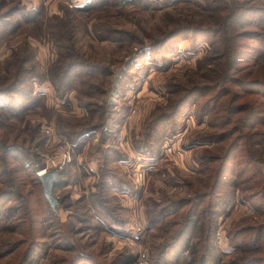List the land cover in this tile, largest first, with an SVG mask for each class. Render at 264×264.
Instances as JSON below:
<instances>
[{
	"label": "rangeland",
	"instance_id": "374dc122",
	"mask_svg": "<svg viewBox=\"0 0 264 264\" xmlns=\"http://www.w3.org/2000/svg\"><path fill=\"white\" fill-rule=\"evenodd\" d=\"M215 19L225 23L221 35L180 36L162 50L149 45L175 24ZM238 30L257 37L234 41ZM242 43L259 48L249 62L260 68L264 0H0V88L8 87L0 90V147L17 148L5 162L0 153V189L11 192L0 207H10L0 215V243L21 237L19 191L36 206L41 184L31 175L54 168L57 204L49 220L36 224L43 243L26 264H61L78 252L99 254L104 264L119 251L133 254L131 264H149V246L169 239L184 215L192 218L187 205L172 201L206 188L216 155L234 134L244 136L252 166L264 169V123L240 126L246 120L239 119L237 130L228 123L227 134L216 135L227 96L219 98L210 84L226 73L212 89L231 85L226 67L238 63L235 48L247 49ZM8 55L29 67L12 87V75L2 79L15 66ZM59 139L70 146L64 161ZM235 153L216 207L213 247L226 252L222 262L248 250L234 249L226 232L261 219L252 200L241 197L249 179L237 172L241 152ZM190 234L193 242L199 232ZM187 257L185 251L179 264ZM7 259L0 256V264Z\"/></svg>",
	"mask_w": 264,
	"mask_h": 264
},
{
	"label": "trees",
	"instance_id": "16d2710c",
	"mask_svg": "<svg viewBox=\"0 0 264 264\" xmlns=\"http://www.w3.org/2000/svg\"><path fill=\"white\" fill-rule=\"evenodd\" d=\"M32 19L33 17L28 19L27 16L25 22H31ZM201 22L202 21L197 20L192 24L171 25L172 27H170L162 37L151 40L149 45L153 46L157 44L156 46H159L161 49L167 44L175 41V39L180 38V36L184 37L189 34H208L215 36L216 34H222V26L225 23L221 20L215 19L212 23ZM253 33L254 31L251 30H238L237 34L233 32V34H236L234 36V41L237 40L238 37L245 38V36H248L246 34H251L249 35L250 38L257 37V35H255L256 33ZM240 44L241 43L238 41L235 43V45ZM242 44L247 48L246 50H238L235 48L234 59L239 58L237 61L238 63L229 61L226 67V70H228L227 76L232 80L231 83H229L231 85L226 88L223 85H220L218 88L212 89L214 86L212 85L213 82H217V79L225 76L226 73H221L210 84L211 89L209 90L218 93L219 98L225 95L227 96L225 100L223 99V101H227V103L223 104L224 102H222L220 105V113L221 116L224 117V120L219 123L221 130L217 132L216 135L227 134L226 124L228 123H230V128L237 130L239 128V125H237L239 119L244 118V120H246V122H242L240 126H244L246 123L250 124L249 122L252 121H255L257 125L264 123V64H262L260 68L256 67L252 70L249 61L252 62L253 59L257 58L255 56H259V48L248 43ZM11 57L12 55H8L6 61H10V65L14 64L15 66L12 71L8 72L9 74H4L2 79L8 78L12 75L9 80L12 87L15 86V83L20 82V72H25L29 67L26 68L24 66V62L26 61L25 58L22 60L20 58L16 61V59L10 60ZM245 57H248L249 59H245ZM232 68L234 71L242 68L243 72L233 73L234 71H232V74L235 75H229V73H231L229 70ZM14 78L16 80L12 81ZM49 78L51 82H55V77L53 78L51 75ZM3 89L7 90V85L0 88V90ZM238 134L240 133L238 132L234 134L232 139L223 149L222 153L216 155L218 161L213 168L212 180L206 185V188L199 193H194L191 198L181 197V199L178 198L175 199V201H172L174 206L187 205L185 212L187 211V213L190 214L188 216H192V218L184 215L183 220H181L180 223L182 227L174 232L169 239L162 243H153L152 246H149V254L147 255V261L149 264H179L182 254L185 251L188 253V257L184 258L185 260H182V264H264V169L256 167L254 163L253 165L255 167L252 166L250 163L252 156L249 155L246 150L244 136L240 135L237 140L235 139ZM239 139L240 142L238 143ZM13 149L17 148L13 145H1L0 153L5 158L3 159V157H1L4 162L11 156L10 151ZM235 150V157L237 156V150L241 152L239 163L242 164V167H239L237 172L241 175L246 174L245 177L249 179V184L246 187L247 190L246 192L243 191V193H241V197L245 200H252V205L255 211L259 210L261 219L254 224L244 223L238 225L226 232L227 239L233 244L234 249L237 251H246V249H248V253L246 252L241 256L237 255L236 259H229L226 262H222V258L226 252L217 250L213 247L216 218L219 213H221L216 207L222 200L223 181L221 176H223L226 170L231 168L227 163L230 161L229 159L231 158V155L234 154ZM261 162L264 164V155L262 156ZM4 167V164L0 162V175L2 174L1 170ZM31 179L38 184L39 181L37 175H31ZM53 184H55V181ZM19 194L22 197V202L19 203V206L22 205L23 207L19 222L21 237H17L13 239V241L6 240L0 243V248L3 247L0 256L9 254V259H7L6 264H26V258H30L37 246H39L40 243H43L41 240H38V235H40L39 232L41 229L38 232L36 224L41 225L49 220V212L53 210V207L49 205L48 201L43 196L41 188H37L36 206L33 204H27L26 195L28 194V191L25 193L19 191ZM10 196V190L0 189V207L3 206L4 201L2 200L4 198H9ZM3 210L4 211L0 212L1 218L7 214L10 207H6ZM184 229L189 230L190 233L197 229L199 235H196V240L191 242V239L193 238L192 235L187 233ZM245 235L247 237V240H245L246 243L240 242L239 238H241V240L242 238L245 239ZM247 242H249L250 245H247ZM98 256L99 254L92 255L89 253L78 252L70 256L68 260L63 259L61 264H100ZM133 261L134 256L132 253L119 251L109 260L104 261V264H131Z\"/></svg>",
	"mask_w": 264,
	"mask_h": 264
},
{
	"label": "water",
	"instance_id": "95a60500",
	"mask_svg": "<svg viewBox=\"0 0 264 264\" xmlns=\"http://www.w3.org/2000/svg\"><path fill=\"white\" fill-rule=\"evenodd\" d=\"M37 177L41 184L42 194L45 199L48 201L51 207H54L57 204V199L52 193L53 181L56 177V171L54 168H50L45 171H41L37 174Z\"/></svg>",
	"mask_w": 264,
	"mask_h": 264
},
{
	"label": "built area",
	"instance_id": "2783aa9c",
	"mask_svg": "<svg viewBox=\"0 0 264 264\" xmlns=\"http://www.w3.org/2000/svg\"><path fill=\"white\" fill-rule=\"evenodd\" d=\"M57 148L61 161L68 159L69 151H70V146L68 141L66 139H59Z\"/></svg>",
	"mask_w": 264,
	"mask_h": 264
}]
</instances>
